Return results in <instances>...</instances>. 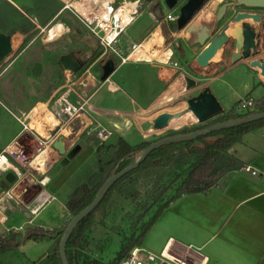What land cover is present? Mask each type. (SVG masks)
Here are the masks:
<instances>
[{"label":"rangeland","instance_id":"obj_1","mask_svg":"<svg viewBox=\"0 0 264 264\" xmlns=\"http://www.w3.org/2000/svg\"><path fill=\"white\" fill-rule=\"evenodd\" d=\"M15 1L20 3L19 6L24 10H28L27 13L30 17L37 19V22L40 23V27L30 34H26L21 30L19 32L21 35H19V33L12 34L19 26H26L30 21L28 19V22L24 21V17L26 16H7L8 12L12 9V5L6 0H0V15H3L0 16V20H6V24L9 25L8 29L7 27L5 28L14 35L12 42L15 49L13 50H17V52L12 55L15 56L12 61H8L0 67V155L4 153L7 154L11 160H13L14 157L25 160L23 165L19 166L20 174L17 180L13 184H10L8 188H2L0 186V235H7L12 230H19L25 233L29 227H36L38 225L51 228L63 226L66 220L72 217L69 211L66 208L63 209L62 206L65 205L74 187L85 180L83 168L86 165L94 166L93 160L96 161L97 149L101 145V139L98 134L101 128L104 127L111 132L100 149L104 157L102 161L105 163L109 158V155L105 153L110 150V147L115 144L120 137L124 138L131 145L142 141L153 142L161 137L176 134V132H180L184 129L201 126L221 116V114H219L207 121L187 125L180 129H166L164 130L165 132L158 131L154 126L155 118L162 112H170L171 106L179 104L189 97L196 96L204 88H209L212 91V89L216 90L218 87L222 86L221 79L218 81L214 80L213 82L209 81V84L206 86L207 78L210 80L209 78H211V76L216 75L215 70L220 72L225 68L231 67L230 73L225 75V77L229 76L231 80V76L233 75L235 78L234 82L236 86L225 85L224 88L220 90L223 94L225 93V95L217 97L224 109L223 113L228 112L233 106L239 112H243L244 109H241V105L246 102V96L250 92L253 97L262 96L264 94V79L259 78L257 75L258 73L250 66L251 60L264 58V8H250L247 10L249 12L260 13L261 16H263L262 23L258 25L260 30V47L257 55L249 59H242L233 65L231 53L235 50V42L231 40L225 49L219 53V56L213 63V67L210 69L198 64L196 65L197 67L187 65L192 61H194L195 65L196 56L203 50L204 46L202 45L188 49L187 56L189 57L185 59V62L179 64L180 67L174 66L172 63L167 64L165 62L156 61L153 60V58L151 59L153 63L171 68L175 67V69L179 71L178 74L181 72L184 74L187 73L189 80H193L195 83L187 89H185V86H188V84L181 88H176V86L172 85V80L170 85L160 92L156 100L148 103V106L134 104L127 108L122 107L121 115L113 117L112 115L109 116L107 112L108 109L95 106V103L101 106L116 105V103L113 102L114 98L108 93V88L112 85L110 84L111 82L102 81L99 78L100 69L99 60H96L97 57H91V60L94 58L96 63L85 68L82 72L74 74L70 71H63L57 65V60L59 59V55L61 56V54L66 52L73 45L71 38L68 36H61L58 39L47 40L46 33L56 26H61L60 21L70 27L75 26V28L79 29L81 32V38L76 42L77 46L85 48L83 44L87 45L90 43L89 41L87 42L86 39L92 38L96 42V48L87 54L78 53L72 49L68 50L66 53L75 52L86 58L92 55L93 52H97L98 54L103 52L104 54L105 48L100 45L98 38L85 29L81 21L76 16H73L71 12L68 11V14L65 16H56L58 9L61 7L60 0ZM233 1L236 2L237 0ZM220 2L221 1L216 0L214 4H208L198 16H195L188 27V33L192 29L196 30L201 28L209 30L211 22L215 19L211 7L218 6ZM142 7L144 9V7L147 6L144 4ZM242 10H244V6L236 5L230 8L226 16L221 20L220 27L227 25L236 12ZM45 11L46 14H51L52 16L46 15L45 17ZM47 11H49V13H47ZM37 15H41L43 18L40 19V16ZM148 16L147 12L139 15L133 25L129 27L126 34L131 33V39L133 41H139L141 33H147L152 29V32L144 40L135 43V48L145 40L147 41L151 38L152 34L157 33L159 37H161V34L163 41L157 57L162 59L161 56L167 52V50H165V48H167V41H165V39L168 38L163 36V32L160 31L159 26L154 24ZM41 20L44 22L42 23ZM3 30L5 29L0 27V31L2 32ZM186 37V30H184L182 32V37L177 40L182 41L183 38L185 39ZM21 41L23 42L22 44ZM124 44H126V42L123 39L121 45ZM144 44H146V42H144ZM181 44L184 45V42H181ZM135 48L131 47L128 55ZM39 56L40 58L34 63L35 67L32 68L38 71L40 67L46 65V72L52 71L49 75L43 77L42 74L41 77L35 78L32 76L30 70L27 69L19 77H15L19 71L32 61V59L38 58ZM116 60L118 63L119 59ZM162 60H164V58ZM174 61L179 62L180 60L174 59ZM159 69L161 72L166 71L163 67ZM211 69L213 70L211 71ZM60 75L64 76V83L60 85L55 92H50L54 81ZM118 77L119 75L114 78L116 79ZM253 82L256 84L255 90L246 92L242 90L239 92L237 90L238 85L240 88L245 87V90H248L246 88L251 87ZM97 89L99 90L98 95L94 99H91ZM39 90V96L35 97ZM216 92L220 94L219 91L216 90ZM62 96L77 108L83 105L84 109L81 110L80 113L77 112V115H73L72 117L61 114V119H59L56 113L58 111L62 113L61 109L68 106L67 101L61 99ZM222 98L224 100H222ZM39 103H44L45 106H40ZM35 106H39L40 108V111L38 110L39 112L35 113L33 116L38 122L42 121L43 117L41 116H44L45 112H51L56 115L55 117H58L59 125L53 129H47L48 134L46 136H42L37 132L35 127L31 126L30 122L32 117L26 118L31 115L32 109ZM43 109L45 112L41 113ZM72 136L71 143L76 142L80 144L81 150L67 165L61 166L60 161L63 156L53 147V143L59 137H63V141L65 142V140ZM262 140L263 132L251 131L244 136L243 143L237 144L232 148V152L234 153L236 149L244 152L245 155L250 152L247 148V144L261 143ZM10 146H12V148L8 150ZM44 148L48 149L49 161L46 170L41 172L35 169L34 166H30L29 163L36 153ZM184 150L185 145L183 143L178 144L175 147L176 157L168 166L138 170L125 177L124 180L116 185L106 200L97 207L89 218L87 231L89 240L88 244L84 246L83 249L85 255H88L92 260H98L99 264H110L111 260L116 257L124 236L131 233L135 223H138V225L140 224L136 222V219L139 214H142V203L145 198V193L153 189V184L157 179L159 183L162 184V182L166 181L170 175L175 172L177 161L180 160V156ZM140 155L141 153L135 156L133 162L136 161ZM95 168H97L96 165ZM45 176L48 177V181L46 185H42L41 181H44ZM3 178L4 174H1L0 181ZM224 183L225 181H223L222 184L224 185ZM215 188L216 187L212 188L213 192L218 190ZM45 191L51 193L55 199L44 207L38 215L31 213V209L34 210L44 203L43 200H37V196ZM172 191L173 188L169 190L168 193ZM136 192H139L137 197L135 196ZM199 196L200 195H198V198ZM230 201L232 200L230 199ZM210 202L216 203V208H209L210 213H208L209 210L204 212V210L201 209L203 204L200 203V199L190 200L188 205L184 206L187 208L190 217L193 216L196 221H199L201 227H206L204 229L209 233H216L220 231V229H218L220 223L217 219L221 216L225 208L219 210L220 198ZM229 203L227 202L226 205ZM232 205L231 202L228 208ZM202 207L207 210V207ZM62 210L65 212L64 214ZM181 210L183 211L182 208ZM181 210L179 209V211ZM174 213V207L169 208L168 206L146 233L141 245L152 251H157V247H159L160 243L164 241L168 233L172 232V219L170 216ZM150 216L151 212L145 216L144 220H147ZM1 220H5V222L1 223ZM254 221L258 224L260 219L255 218ZM197 230L198 232H194ZM202 230L203 228L194 229L193 236L200 237L203 232ZM221 237L222 234L219 238ZM262 253V256L261 253L256 256L252 255L251 261L253 264H264V252ZM55 254V239L44 241L27 240L15 250L1 254L0 260L4 264H49L50 261H52L51 258Z\"/></svg>","mask_w":264,"mask_h":264},{"label":"crops","instance_id":"obj_2","mask_svg":"<svg viewBox=\"0 0 264 264\" xmlns=\"http://www.w3.org/2000/svg\"><path fill=\"white\" fill-rule=\"evenodd\" d=\"M6 1L10 5H12V9L8 12V14L6 12L7 16H26L24 17V20L28 19L33 25L36 26V28L34 26L31 30L38 29L40 27V23L37 22V19H33L32 17H30L27 11L19 6L20 3H17L15 0ZM148 11L149 8L144 7L139 15L147 12L150 20L157 25L156 20L149 14ZM47 16L52 15L50 14ZM138 16H136L134 21L131 22V24H129V26L123 30L124 32L122 40L124 39L127 45L144 40L152 32V29L147 33H141L140 30L141 38L139 41H133L131 39V33L126 34L127 30L137 20ZM0 25L2 29H5L2 32L10 34L12 37V34L20 32L21 30V27L19 26V28L11 34V31H7L5 28L7 27L8 29L9 27V25L6 24V20H0ZM31 30L26 34H30ZM200 30L203 29H196L195 32L197 33ZM160 36L162 37L161 34ZM15 52H17V50L14 51V53ZM130 56L131 54L124 62H121L117 65L115 72L108 80L111 82L110 84H112L108 88V93L112 95V98H114L113 102L116 103V105L101 106L95 103V106L97 107L108 109L107 112L109 116L112 115L113 117H116L121 115L122 107L127 108L130 105L134 104H138L140 106H148L149 102L156 100L160 92L170 85L172 77L177 73V69L153 63L150 58H148V60L139 59L137 57L130 58ZM14 57L15 56H11L8 61H12ZM39 58L40 56L38 58L36 57L35 59H32V61H30L28 65H26L21 71H19L15 77H19L28 68L35 67L34 63H36L37 59ZM174 59L180 60L177 56H174ZM153 60L164 62V60H161L160 58H154ZM197 64V61L195 62V65L194 61L189 63V65L193 66H196ZM232 64L234 65L235 63L232 62ZM160 67L165 68L166 71L161 72V70L159 69ZM213 69H211V71ZM231 69V67H228L220 72H218V70H215L216 75L211 76V78H209L210 80H208L207 78L206 86L209 84V81L213 82L214 80H222L221 83L223 85L216 89L220 92V94H218L215 89H212V92L214 93V95H216V97L225 95V93L223 94V92L220 91L222 88H224L225 85L236 86L234 82L235 78L233 75L231 76V80L229 76L225 77V75H228L230 73ZM46 71L47 67L45 65L44 67H40L37 72H39L41 76L43 74V77L49 75L52 72ZM255 71L258 73L257 75L259 76V78L264 79V76L261 75L258 70L255 69ZM182 74L184 73L181 72L177 76L179 77ZM185 74L187 75V73ZM117 75H119V77L115 79L114 77H117ZM177 76L173 79L172 85L178 78ZM255 85V82H253L251 87L246 88L248 90H245V87L240 88L238 85L237 90L239 92L240 90H242L243 92L249 90L253 91L255 90ZM187 88L188 87L185 86V89ZM98 91L99 90L97 89L94 92L91 99H94L98 95ZM39 94L40 90L36 93L35 97H38ZM222 100L224 99L222 98ZM251 131L263 132V143L257 142L255 144H247V148L250 152L246 153L245 155L244 152H241L240 150H234V154L244 162V167L234 170L226 177H224L218 185L214 186L216 187L215 189H218L216 190V192H213L212 187L209 191L206 192L183 195L169 205V208L174 207L175 209V213L170 216L172 219L171 227L173 229L171 233H168L164 241L160 243L159 247H157L159 251L157 250L154 252L159 253L164 248L167 241L172 238L182 246H192L194 250L201 254V256L205 257L203 264H253L251 261L252 255L256 256L261 253L262 256V252H264V126L247 131L243 135V140L241 143L244 142V136H246ZM246 167H250L251 170L248 171ZM252 171H255L256 174H253ZM223 181H225L224 185L222 184ZM198 195H200L199 198ZM218 198H220L219 210L225 208L221 216L217 219L220 223V226L218 228L220 229V231L216 233H209L204 229L206 227L200 226L199 221H196L193 216L190 217L189 212L184 205H188V202L190 200L200 199V203L203 204L202 206L207 207V210H205L202 206L201 209H203L204 212H207L209 208H216V203H211L210 201L217 200ZM54 199L55 198H52L40 205L37 208L38 211L35 214L38 215L39 212ZM230 199L232 201H230ZM227 202H232L233 207L230 206L228 208V205L230 203L226 205ZM62 208L65 209V205H63ZM181 208L183 209V211L181 210ZM179 209L182 212L179 211ZM62 213L64 214L65 212L62 210ZM208 213H210V210L208 211ZM255 218L260 219V222L258 224L255 223ZM41 227L51 228L48 226ZM201 228H203V232L201 233L200 237H194V229ZM194 232H198V230ZM221 234L222 237L219 238Z\"/></svg>","mask_w":264,"mask_h":264},{"label":"trees","instance_id":"obj_3","mask_svg":"<svg viewBox=\"0 0 264 264\" xmlns=\"http://www.w3.org/2000/svg\"><path fill=\"white\" fill-rule=\"evenodd\" d=\"M25 11L28 12V10ZM47 13H49V11H47ZM46 15L49 14H46L45 11V17ZM39 16L40 19L43 18V16ZM24 21L28 22L27 19ZM41 22L43 23L44 21L41 20ZM33 27L34 25L30 22L26 26H21V30L28 33ZM97 55L98 53L95 52L93 57H97ZM93 61L94 58L90 60V62ZM34 69L35 68H28L32 76L35 78L41 77L39 72ZM64 80L65 78L63 75L58 76L50 92L55 91L64 83ZM246 97V101L251 100L252 104L247 106L243 112H239L233 106L228 112L221 114V116L211 121V123L236 119L257 112H264V94L262 96L253 97L250 92ZM202 126L203 125L197 127L201 128ZM262 126H264V119L234 128L214 131L194 140L182 142L185 145V150L181 154L180 160L177 161L175 172H173L166 181L162 182V184L159 183L157 179L153 184V189L145 193V198L142 203V214H139L136 219V222L140 224L138 225V223H135L131 233L124 236L116 257L111 260L110 264H119L134 246L141 245L146 233L172 202L183 195L209 191L212 187L218 185L229 173L244 167V162L232 152V148L237 143L242 142L243 135L247 131ZM150 143L151 142L142 141L131 145L124 138L120 137L116 143L110 147L109 153H105L109 155L105 163L102 161L104 157L100 150L104 144H101L97 149V159L96 161L93 160L94 166L86 165L83 168L85 180L74 187L65 202V207L72 217L93 201L100 186L108 177L133 162V158L139 153H142L143 149ZM178 144L181 143H167L151 152L136 169L123 176L109 189L100 204L106 200L116 185L131 173L141 169L168 166L176 157L175 147ZM95 165L97 168H95ZM172 188L173 191L168 193ZM138 195L139 192H136L135 196L137 197ZM95 210L74 228L68 239L66 253L70 264H99L98 260L90 259L89 256L85 255L83 252L84 246L88 244L89 240L87 235L89 218ZM150 212L151 216L147 220H144L145 216ZM70 219L66 220L63 226L61 225L53 228L36 226L29 227L25 233L19 230H12L7 235H0V255L15 250L27 240L44 241L55 239L56 254L51 258L52 261H50L49 264H62L59 253V242Z\"/></svg>","mask_w":264,"mask_h":264},{"label":"water","instance_id":"obj_4","mask_svg":"<svg viewBox=\"0 0 264 264\" xmlns=\"http://www.w3.org/2000/svg\"><path fill=\"white\" fill-rule=\"evenodd\" d=\"M196 1L197 0H189L188 3L182 7V15L178 20L179 27H183L190 20L193 12L200 6L201 2L199 3ZM166 2L169 7H173L178 2V0H166ZM233 5L244 6L247 8H264V0H237V3H224L222 6H220L217 12V19H222L227 8ZM261 21L262 18L259 13L239 11L208 44H206L209 38L208 30L203 29L197 33L195 32L191 44H200L202 46L206 45L196 56L195 60L202 67H213V63L216 61L219 53L225 49L231 40L235 42L237 49L231 55L233 63H237L242 59H248L257 55L259 50L256 47L255 34L252 29L254 24L261 23ZM251 48H253V52L251 51ZM13 53L14 50L12 46V36L8 33L1 32L0 67L8 61L9 57H11ZM83 58L84 56L79 58L75 52H69L62 54L59 57L58 63L63 71H70L75 74L80 70L83 63ZM114 66L115 62L111 59L105 63L103 66V74L101 76L102 81H106L109 78L110 74L114 70ZM250 66L254 69H257L260 74L264 76V58L251 60ZM194 83L195 81L190 80L187 87L192 86ZM192 99L193 105L189 107L188 110L198 113L201 116L202 121H207L214 116L223 113L224 109L221 103L209 88H205L203 92L192 97ZM181 114L182 112H177L176 114L163 112L155 118L154 126L156 129H164L169 125V122L174 117ZM262 119H264V112H257L240 118L209 124L199 130L192 132L167 135L151 142L143 149L140 157L136 161L131 162L118 172L108 177L100 186L93 201L70 219L59 242V253L62 264H70L66 253V246L74 228L99 206L109 189L119 179L132 170L136 169L140 163L143 162L146 157L159 146L165 145L167 143H182L191 141L214 131L234 128ZM53 147L59 152L61 156H63L60 161L61 166L67 165L81 150V145L77 144L73 149L67 152L63 137L57 138L53 143ZM16 180V174L12 171H8L4 175V178L0 181V186L2 188H8L9 185L13 184Z\"/></svg>","mask_w":264,"mask_h":264},{"label":"flooded vegetation","instance_id":"obj_5","mask_svg":"<svg viewBox=\"0 0 264 264\" xmlns=\"http://www.w3.org/2000/svg\"><path fill=\"white\" fill-rule=\"evenodd\" d=\"M60 1H61L60 2L61 3V7H60V9H58V13L56 14V16H65L66 14H68V11L69 12L71 11V9L69 7L70 3L72 4V2L79 1V0H60ZM188 1L189 0H178V2L173 7H169L167 5L166 0H138L139 6H140V13L142 12V9H143L142 5L146 4V6L149 8V11H148L149 14L151 16H153V18L156 20L160 31L163 32V36L168 38V39H165V41H167V45H166L167 48H165V50H167V52H169L171 54H169V56L167 57V59L164 62L167 63V64H171L172 63L173 65H174V63H176V66H179V67H180L179 64L182 63V62H185V59L187 57H189V56H187L188 49H191L192 47H195V46H200V44H195V45L191 44V41H192L193 34H194L195 30L192 29L188 33L189 25L193 21L194 17L198 16L206 8V6H208V4H210V3L214 4L216 2V0H197L196 2H199V3L201 2L200 6L193 12V14L191 15L192 17L190 18V20L183 27H179L178 20H179V18L182 15V7L185 4H187ZM218 1H221L218 6H216V7L212 6L211 7L212 10H213V14L215 16V19L211 22L210 29L208 30L209 38H208L206 44H208L223 29L224 26L220 27L221 20L226 16V14L228 13L230 8L236 6V5L229 6L227 8L225 14H224V17L222 19L218 20L217 19V12H218L220 6H222L224 3L235 2L233 0H218ZM235 3H237V1ZM248 9H250V8L244 7V10H242V11H247ZM238 12H236V14ZM247 12H249V11H247ZM252 13H254V12H252ZM261 18H262V21H263V16H261ZM262 21H261V23H262ZM60 24H61V26H59V27H60L61 32H60V36L59 37L68 36L69 38H71V41L73 43V45L68 50L72 49L74 51H77L78 53L80 52V53L87 54V53H90L93 49L96 48V42L92 38H87L86 39L87 42L89 41L90 43L87 44V45L83 44L85 48H83L82 46H77L76 42H78V40L81 38L80 30L76 29L75 26H71L70 27L67 24L65 25L61 21H60ZM259 24L260 23L254 24L253 25V29H252L254 34H255V43H256V47H257L258 50H259V47H260V45H259L260 44L259 43L260 30H259V26H258ZM35 30L36 29L31 30L30 33H33ZM184 30H186V35H188V34L189 35L187 36V38H185V39L183 38L182 41H178L177 39L182 37V32ZM123 32L124 31L120 32V34L118 35V37L115 39L114 43L111 46H109L108 48L104 49V54H103V52H100L97 55V59L96 60H99L98 63H99V69H100V75H99L100 80H101V76L103 74V66L105 65V63L109 59H111V60H113L115 62L114 70L110 74L109 78L106 80V81H108L112 77L113 73L115 72V70L117 68V65L119 63H121V62H124L128 58V56H129L128 53L130 51V48L133 47V45L135 44V43H131L130 45H127V44L121 45V42H123V40H122ZM19 35H21V34L19 33ZM13 37H14V35H13ZM13 37H12V39H13ZM169 38H170V40H169ZM22 41H21V44H22ZM161 41H162V37H161ZM161 41H160V45H161ZM181 42H184V45H182ZM12 46H13V49H15L14 45H13V42H12ZM205 46L206 45H204V47ZM236 50L237 49H236V46H235V50L231 53V55ZM251 51L253 52V48H251ZM66 52H64L63 54H66ZM78 53H77L78 57L82 58L83 56H81ZM93 55H95V52H93L92 55L88 56V58H86V57L83 58V63H82L81 68H80V70L78 72H82V70H84L85 68L91 66L93 63H96V61L90 62L91 57H93ZM174 56H177L180 59L181 62L180 61L179 62L178 61H174ZM59 57H60V55H59ZM122 58H125V59L123 60ZM116 59H119L118 63H117ZM58 60H57V65L59 66ZM187 65H189V64H187ZM59 68H60V66H59ZM178 72L179 71L177 69V73L172 77V80L178 75ZM204 89L201 90L198 94L203 92ZM209 124H212V123L211 122H206L205 124H203V126L201 128H203V127H205V126H207ZM201 128L195 126V127L188 128L186 130L184 129V130H182L180 132H176V134L192 132V131H195V130H199ZM72 138H73V136L71 138L65 140V142H64L65 146H66V149H67V152H69L71 149H73L78 144L76 142L75 143H71V139Z\"/></svg>","mask_w":264,"mask_h":264},{"label":"built area","instance_id":"obj_6","mask_svg":"<svg viewBox=\"0 0 264 264\" xmlns=\"http://www.w3.org/2000/svg\"><path fill=\"white\" fill-rule=\"evenodd\" d=\"M87 6L89 7L87 15H83L77 8L72 6V4L70 5V12L81 21L85 29L98 38L100 45L105 49L114 43L120 32L127 28L140 13L138 0H91L87 3ZM132 6L133 10H129V7L132 8ZM118 12H125L130 16L128 24L120 25L118 23ZM112 30L117 31V34L110 39L109 32ZM135 46L136 45L134 44L133 47L135 48ZM122 59L124 60L125 58ZM174 65L176 66V63H174ZM61 99L66 100L64 96H62ZM251 104V100L246 101L241 105V109H245ZM67 105L68 106L66 108L61 109L62 113L59 111L56 113L59 119H61V114L72 117L73 115H77V112L80 113V111L84 109L83 105L77 108L74 104L68 101ZM57 125H59V122ZM98 134L101 139V144H103L111 132L103 127L99 130ZM2 157L8 159L15 167L1 170L0 176L1 174L5 175L8 171H12L18 177L20 174L19 166L23 165L25 160L18 157H14L13 160H11L7 154L4 153L0 155V158ZM246 169L248 171L251 170L250 167H246ZM252 173L256 174L255 171H252ZM41 184L46 185L43 181H41ZM52 198H54V196L46 191L37 196V200H43L44 202ZM34 210L31 209L30 212L35 214ZM4 222L5 220H1V223ZM204 260L205 257L201 256V254L194 250L192 246H182L171 238L167 241L166 245L159 253L154 252L143 245H136L120 261L119 264H203ZM0 264L4 263L0 260Z\"/></svg>","mask_w":264,"mask_h":264},{"label":"bare ground","instance_id":"obj_7","mask_svg":"<svg viewBox=\"0 0 264 264\" xmlns=\"http://www.w3.org/2000/svg\"><path fill=\"white\" fill-rule=\"evenodd\" d=\"M90 1L91 0L74 1V2H72V6L77 8L83 15H87L88 11H89V7L87 6V3ZM70 5H71V3H70ZM129 10H133V6H132V8L129 7ZM117 18L119 19L118 23L120 25H126L130 21V16L125 12H118ZM60 32H61L60 27H58V26L54 27L53 29H51L50 31L47 32V34H46L47 40L58 39L60 36ZM116 34H117V31L112 30L111 32H109V38L112 39ZM151 36L152 37L149 38L147 41L146 40L144 41V42H146V44H144V42H142L140 45H138L130 53L131 54L130 58L131 57H137L139 59H148V58L153 59V58L157 57L158 52L160 51V48H161V45H160L161 37H159V35H157V33L152 34ZM162 41H161V43H162ZM169 54H171V53L166 52L162 55L163 57L161 56V58L162 59L164 58V61H165L167 59V57L169 56ZM189 81L190 80H189L188 76L186 74H182L177 78V80L174 82L173 85L176 86V88H181V87L189 84ZM39 104H40V106H45L44 103L43 104L39 103ZM192 105H193V99H192V97H189V98L183 100L181 103L171 106L170 107V113L176 114L177 112H182V114L174 117L169 122V125L166 128L158 129V131L161 132V131H164L166 129L170 130V128L180 129V128L187 126V125H192L194 123L202 122V118L198 113L188 110V108L191 107ZM39 109H40L39 106H35L32 109L31 115H29V116L27 115L28 117H26V118L32 117V120L30 122L31 126L35 127V129L37 130V132L39 134H41L42 136H46L48 134L47 129H49V128L53 129L57 126L58 119L54 116L53 113H51V112L46 113L43 109L41 111V113L45 112V114H44V116H41V117H43L42 121L38 122L33 116L35 113H38L40 111ZM11 148H12V146H10L8 148V150ZM48 161H49L48 149L44 148V149L39 150L36 153V155L34 156L32 161L29 163V165L32 167L34 166L35 169H38L42 172V171L46 170ZM12 167H15V166H13L12 163L8 159H6L4 157L0 158V171L4 170L6 168H12ZM47 181H48V177L45 176L43 183L46 184ZM37 211L38 210L36 208L34 210V213H36Z\"/></svg>","mask_w":264,"mask_h":264}]
</instances>
